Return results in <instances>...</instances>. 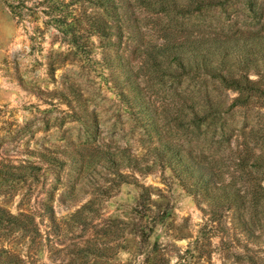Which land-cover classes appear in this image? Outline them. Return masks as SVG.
<instances>
[{
    "label": "rangeland",
    "instance_id": "374dc122",
    "mask_svg": "<svg viewBox=\"0 0 264 264\" xmlns=\"http://www.w3.org/2000/svg\"><path fill=\"white\" fill-rule=\"evenodd\" d=\"M0 1V208L18 218L0 210V264H264V100L146 54L243 45L264 0H110L107 38L89 2ZM210 99L223 109L204 119ZM168 141L214 179L182 183L151 151Z\"/></svg>",
    "mask_w": 264,
    "mask_h": 264
},
{
    "label": "trees",
    "instance_id": "16d2710c",
    "mask_svg": "<svg viewBox=\"0 0 264 264\" xmlns=\"http://www.w3.org/2000/svg\"><path fill=\"white\" fill-rule=\"evenodd\" d=\"M190 2L198 1L203 6L204 0H189ZM200 1V2H199ZM73 3L89 2L98 8L101 13L99 16H92L89 20V26L92 31L103 38L109 37L112 32L111 26L106 20L109 15L110 0H72ZM210 3H216L211 0ZM67 26L71 27L70 24ZM61 31L69 36V41L73 45H78L77 34L70 28H60ZM250 39L240 45V39L229 38L223 39L218 36H206L196 39H189L183 42L165 40L155 50H147L148 59L156 68H160L166 75H188L198 73L213 80H217L224 86L238 92L235 98V104L246 103L252 98L264 100V32L256 33L249 37ZM255 76L253 78L252 76ZM133 82H130L129 85ZM122 95L126 96L122 90ZM224 102L214 101L212 99L207 103L204 113V119H213L222 112ZM196 117L199 111H193ZM151 151L157 155H166L167 166L174 172L178 173L179 180L186 184L190 179L204 180L203 172L195 173L196 163L190 157L189 152H182L172 142H162L159 146H154ZM187 155V156H186ZM128 162L125 164L133 170H139L146 173L148 166L142 168L135 158L127 157ZM156 162V160H154ZM180 168V169H179ZM201 169V168H200ZM118 175H123L116 172ZM207 178L214 179L212 170H207ZM216 176V175H215ZM5 214L9 215L8 219L14 225L17 224V216L8 213L5 209L0 208Z\"/></svg>",
    "mask_w": 264,
    "mask_h": 264
},
{
    "label": "crops",
    "instance_id": "0c3cea01",
    "mask_svg": "<svg viewBox=\"0 0 264 264\" xmlns=\"http://www.w3.org/2000/svg\"><path fill=\"white\" fill-rule=\"evenodd\" d=\"M2 6H3V2L2 1H0V8H1V10H0V19H2L5 15H6V12L2 9ZM4 12H5V14H4ZM4 15V16H3ZM7 25V24H6ZM10 25V24H9ZM10 26H8L7 25V28H9Z\"/></svg>",
    "mask_w": 264,
    "mask_h": 264
}]
</instances>
